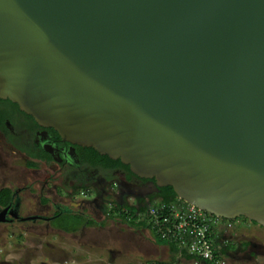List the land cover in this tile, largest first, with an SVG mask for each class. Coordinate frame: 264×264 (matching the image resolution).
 <instances>
[{"label": "water", "instance_id": "obj_1", "mask_svg": "<svg viewBox=\"0 0 264 264\" xmlns=\"http://www.w3.org/2000/svg\"><path fill=\"white\" fill-rule=\"evenodd\" d=\"M0 98L264 226V0H0Z\"/></svg>", "mask_w": 264, "mask_h": 264}, {"label": "flooded vegetation", "instance_id": "obj_2", "mask_svg": "<svg viewBox=\"0 0 264 264\" xmlns=\"http://www.w3.org/2000/svg\"><path fill=\"white\" fill-rule=\"evenodd\" d=\"M0 137L12 154L24 159L25 165L23 174L19 169L21 173L16 180L15 175L8 179L11 171L0 177V192L3 189L10 192L8 202L0 203L1 224L31 223L33 231L83 233L94 224L103 226L104 220L119 219L110 212L118 204L134 211L126 209V220L120 219L124 224L135 227L129 223L134 219L146 225L135 228L148 230L144 211L160 199L156 196L161 187H154V179L138 177L130 169L129 173L125 168L106 163L91 147L62 140L54 129L39 125L16 103L1 98ZM8 165V158L0 157V174ZM73 215L80 216L82 221L76 231L67 232L63 227L70 226L69 222L57 221ZM225 222L226 219L222 223ZM40 223L43 225L38 226Z\"/></svg>", "mask_w": 264, "mask_h": 264}, {"label": "rangeland", "instance_id": "obj_3", "mask_svg": "<svg viewBox=\"0 0 264 264\" xmlns=\"http://www.w3.org/2000/svg\"><path fill=\"white\" fill-rule=\"evenodd\" d=\"M8 148L0 137V157L6 156L10 161L0 177L11 171L8 179L15 175L13 180H16L21 173L19 169L22 171L25 166L24 159ZM64 219L70 216L57 222ZM217 220L221 233L218 239L216 232L213 241L219 251L224 250L230 264H264V226L242 218L225 223H222L224 219ZM30 224L0 223V264H149L146 261L169 263L173 259L168 250L161 248L166 244L161 247L155 244L152 232L127 226L116 218L104 220L103 226L94 224L83 233L71 234L33 231Z\"/></svg>", "mask_w": 264, "mask_h": 264}, {"label": "built area", "instance_id": "obj_4", "mask_svg": "<svg viewBox=\"0 0 264 264\" xmlns=\"http://www.w3.org/2000/svg\"><path fill=\"white\" fill-rule=\"evenodd\" d=\"M144 214L148 230L178 252L189 255L191 264H230L213 241L220 227L217 220L220 217L179 197L169 202L159 199L151 203Z\"/></svg>", "mask_w": 264, "mask_h": 264}, {"label": "trees", "instance_id": "obj_5", "mask_svg": "<svg viewBox=\"0 0 264 264\" xmlns=\"http://www.w3.org/2000/svg\"><path fill=\"white\" fill-rule=\"evenodd\" d=\"M91 149V148H90ZM93 151L95 152V154H98V152L96 150L93 149ZM99 155V154H98ZM102 158H104L106 160V163L108 164H112V166H120L122 168H125L126 170L129 171V166L128 165H125L123 163H121V161L119 159L117 160H113L111 158H109L107 155H102L101 156ZM30 165H33V163H31ZM130 173V171H129ZM0 203L2 204H5L8 202L9 198H10V192L9 190L7 189H3L1 192H0ZM158 198H160L162 201H165V202H169V201H174L176 199H178V196L176 195V193L174 192L173 188L171 186H163L160 188L159 190V193L157 194ZM126 209L130 212V213H134L133 209L132 208H128V207H122L118 204H115V207L113 210H110L111 213H114L115 216H117L119 219H122V220H126L125 218H127L126 216ZM237 218H242L244 220H248L247 218L243 217V216H240V217H237ZM67 222H69V225L70 226H67L65 225V227H63V229L67 232H74L78 229V226L80 225L81 223V217L79 216H76V215H73V216H70V219H66ZM129 223L135 227H145V223H143L142 221H138L136 222L134 219L129 221ZM252 223H255L254 221H252ZM62 226V225H61ZM154 239H155V242L157 244H166L169 248V251H170V255L171 256H174L175 253L178 252V250L172 246V245H169L167 244L166 242H164L163 240L155 237L153 235ZM220 254H223L224 253V250H220L219 252ZM186 258H190L189 255L187 254H183ZM149 264H162L161 262H157V263H149Z\"/></svg>", "mask_w": 264, "mask_h": 264}, {"label": "crops", "instance_id": "obj_6", "mask_svg": "<svg viewBox=\"0 0 264 264\" xmlns=\"http://www.w3.org/2000/svg\"><path fill=\"white\" fill-rule=\"evenodd\" d=\"M154 238V237H153ZM154 242H155V239H154ZM155 244L157 245V246H159V245H161V244H157L156 242H155ZM159 247H161V246H159ZM163 250H168L169 251V248H168V246L166 245L165 247H161ZM169 253H170V251H169ZM184 253H180V252H177V253H175V255L174 256H171L170 254V256L173 258L169 263L168 262H165V261H160V260H156V259H154L153 260V262L152 261H146V262H148V263H157V262H161L162 264H183V262L184 261H186V262H190V258H186L184 255H183Z\"/></svg>", "mask_w": 264, "mask_h": 264}]
</instances>
